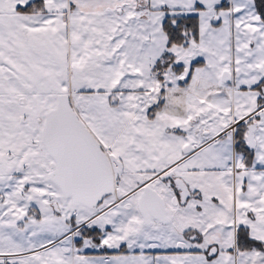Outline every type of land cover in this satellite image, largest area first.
I'll return each mask as SVG.
<instances>
[{
	"label": "snow or ice",
	"instance_id": "6c2138e0",
	"mask_svg": "<svg viewBox=\"0 0 264 264\" xmlns=\"http://www.w3.org/2000/svg\"><path fill=\"white\" fill-rule=\"evenodd\" d=\"M0 264H264V0H0Z\"/></svg>",
	"mask_w": 264,
	"mask_h": 264
}]
</instances>
